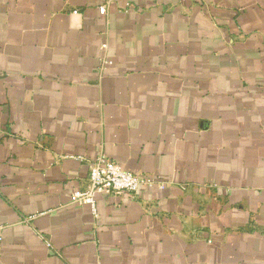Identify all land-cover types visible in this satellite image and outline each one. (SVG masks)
<instances>
[{"label":"crops","instance_id":"1","mask_svg":"<svg viewBox=\"0 0 264 264\" xmlns=\"http://www.w3.org/2000/svg\"><path fill=\"white\" fill-rule=\"evenodd\" d=\"M0 264H264V0H0Z\"/></svg>","mask_w":264,"mask_h":264},{"label":"built area","instance_id":"2","mask_svg":"<svg viewBox=\"0 0 264 264\" xmlns=\"http://www.w3.org/2000/svg\"><path fill=\"white\" fill-rule=\"evenodd\" d=\"M111 63L108 60L102 61L104 65ZM142 185H156L162 189L165 186V181L159 177L135 174L124 169L118 162L100 154L88 162V175L85 183L82 187L71 192L70 200L73 203L89 206L92 214L96 215V194H127L129 197L135 198ZM34 216H28L24 221H30ZM47 245L51 247L49 243Z\"/></svg>","mask_w":264,"mask_h":264}]
</instances>
